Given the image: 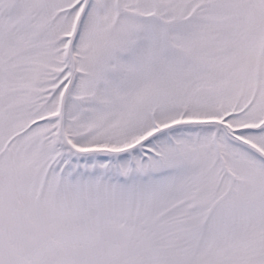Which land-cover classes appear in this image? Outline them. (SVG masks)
<instances>
[{
	"label": "snow or ice",
	"instance_id": "6c2138e0",
	"mask_svg": "<svg viewBox=\"0 0 264 264\" xmlns=\"http://www.w3.org/2000/svg\"><path fill=\"white\" fill-rule=\"evenodd\" d=\"M0 264H264V0H0Z\"/></svg>",
	"mask_w": 264,
	"mask_h": 264
}]
</instances>
